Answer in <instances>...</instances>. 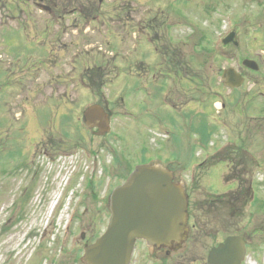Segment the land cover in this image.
I'll use <instances>...</instances> for the list:
<instances>
[{"label":"rangeland","instance_id":"obj_1","mask_svg":"<svg viewBox=\"0 0 264 264\" xmlns=\"http://www.w3.org/2000/svg\"><path fill=\"white\" fill-rule=\"evenodd\" d=\"M2 1L5 0H0V3ZM110 1L115 0H108V2ZM158 1L163 2V0H129L128 11L124 14H129L134 18L129 19L127 34L123 35L121 30L116 27L117 23L107 18L103 28L98 31L99 33L88 31L86 35L81 33L80 36L70 39L75 42V46H78V50L81 51L80 53L76 52L78 54L75 57L78 67L72 69L71 65L67 64L69 54H66L62 55L64 56L62 68H67L63 72L67 76L64 77L66 80L72 77L73 73H79L83 77L82 80L85 81L82 82L78 97L81 100V109L91 101L99 103L100 97L95 98L94 90L96 89L95 85H101L102 83L100 90L107 97V107L112 112L110 132L103 136L92 137L90 145L85 142L87 144L85 149L90 147L92 153L98 154L101 164L96 168V164L94 165L93 162L90 164L82 163L83 160L80 167L75 168V171L80 169L84 174L95 175V178L101 176L102 185L95 187L94 190L97 192L96 195L99 199L94 200L90 194L91 189L89 187L85 189L84 184L80 181L79 185H76L73 190H64L66 193L65 205L61 204L60 201V205H57L59 209L54 211L50 217L49 204L52 203L53 205L56 201L60 194L59 187L62 182L63 185L65 184L66 178L64 177H68L65 168V171L61 172L59 170L60 166L47 164L46 159L40 157L39 159L43 164L42 169L35 176L31 177L34 167H31L32 170L18 169L17 173L9 175V173H13L15 167L13 166L15 159H9V162L7 161L3 165L6 171L0 176V264H73L70 254L64 251L73 252L71 248L76 243L73 250L81 254L80 233L83 231L85 237L92 239L104 228L107 211L105 203L101 205V188L103 184L104 188L107 186L106 189L111 188L117 182V179L111 175V177L108 176V173L104 171L103 164H108L109 161L112 162V154L116 153L120 155V158L124 155L128 160L124 167L128 169L132 165V161L135 163L142 159L141 156L136 154V151L139 153V148H144L143 154L148 151L146 156H151L155 150L164 147L166 149L161 151L159 156L162 159L171 160L170 155H175L178 147L183 150L182 157L185 158L188 139L190 138L189 140L192 143L197 142V145L201 142L200 135H197L196 132H194L196 135L192 134L189 129L186 131V128H191L192 124H196V127L199 128L201 118L203 119L204 116L213 115L211 118H215L219 115L218 108L220 105L217 104L219 102L216 100V103L214 102L212 106V101L215 98L210 96L213 92H218L222 88L220 85V70L222 68L234 66L242 70L240 64L242 58L254 59L258 61L257 63L260 66L258 73L246 72L248 80L243 88L235 91L222 90L223 96L226 95L229 98L232 96L229 101L232 100L233 102L235 98L238 99L235 109L230 103H226V109L222 116L230 114V116L235 115L245 120V115H249L248 112L251 113L250 111L255 112L257 116L259 114L264 115V108L258 111L260 101H264V97L260 98L261 91H264V60H260V57L255 55L256 52H259L260 45L256 47L251 42L254 33L245 35V32L255 30L253 24L248 21H242V25L241 22L238 24L240 31V34L237 35L239 48L236 49L229 44L222 45L219 41L220 34L224 35L225 31L228 32L232 27L233 14H231V11L232 8L235 9L236 7V0H172L165 1L166 3L163 5L158 4ZM217 5H222L223 10H227L231 5L228 14L223 15L222 9L216 7ZM6 6L8 8L9 4H6ZM118 8H120V4L115 3V10L108 13L106 10L111 8L106 9L105 6H101L96 9L95 13L102 14L105 11L104 15H113V21H115V16L120 14ZM204 8L209 13L203 14L201 10H204ZM210 8L213 9L209 11ZM10 15L11 13L5 6L0 7V20H9L8 16ZM87 15L89 14L84 13L81 19L85 21ZM153 16L163 18L161 21L169 23L170 27L166 35L167 42H164L163 38L160 37L155 45L146 46L144 53L146 62L139 65L137 60L141 57L142 51L141 48H137V44L141 37L133 34L137 30V24L134 20L139 17L146 22L152 21L154 23V19H150ZM243 23L248 25L245 26ZM69 24H72V22L64 20L61 28L55 26L53 29L60 32L63 30L68 31L67 26ZM81 24L83 27V21L80 22ZM92 25L101 26L100 23ZM244 26L246 27L245 30L240 29ZM45 28L48 29V27ZM33 29L40 32L39 27ZM162 30L161 27L159 32L161 33ZM72 32L70 30L69 34ZM83 36H88V38L85 39ZM124 36H128V48L125 51L123 48ZM52 40L59 41L56 37ZM246 41L249 45H252L249 54L245 53ZM107 42H110V44H107ZM113 47L116 51L111 52ZM98 48H102V51H98ZM211 48H213V52L209 51ZM11 50L18 51V45H13ZM69 51L72 52V50ZM116 52H119V54H116ZM261 58L263 59L264 55ZM60 72L62 73V70ZM3 75L7 79L13 73L7 68L4 70ZM94 75L100 77V83L95 84L87 81L89 76L95 77ZM149 79H151L152 84L157 86V92L162 88L165 90L167 83H169L165 95L154 96L156 89L151 86ZM66 80H62L63 83ZM171 80L174 82H171ZM71 89H74V87L72 86ZM73 94L75 93L70 90L69 95L63 96L65 105L72 102ZM5 95L8 96V93H5ZM23 95L21 93V99L25 100ZM59 100H62V98L60 97ZM224 100L227 101L228 99L225 98ZM103 103L101 102L102 105ZM253 108L255 109L253 110ZM142 111L145 112V115ZM170 118L172 122L167 121ZM261 120L262 118L256 117V125H259ZM155 122H157L156 126H165L164 128L168 131V134H161L160 129L157 131ZM85 134L84 137L90 142L89 136L91 135L87 132ZM222 136L220 131L216 134L213 133L210 142H221L223 141ZM249 139L253 144L249 151L251 154L264 152L262 146L259 145L261 141L255 130L254 134L249 135ZM17 141L18 138H16V143H18ZM24 141L26 145H31L33 142L31 137H24ZM101 144H103V147ZM22 151L26 153V149L23 148ZM193 152L196 157L200 154L197 149ZM260 157L262 155L258 158ZM233 158L236 159L235 156ZM145 159L150 158L145 157ZM250 160L251 165L253 163L254 166H257L252 159ZM256 161L260 163L258 159ZM239 164L235 166L232 160H228L227 170L231 169L230 175L227 174V170L224 172L226 178L223 179L226 182L232 180L231 176L235 174V169L250 166L245 165L243 161ZM49 169L50 173H48ZM73 169L74 167L71 169L72 172ZM172 169H175L177 173H183L182 178H184L183 181L186 184L189 180L184 176L192 175V171H194L195 181H193V184L195 186L188 183L187 188L190 192V207L192 210L196 206L194 203L203 198L202 193L205 191L201 187L202 173L200 168H195L191 164L186 168H179L177 165ZM116 172L117 170L114 174ZM125 172L124 170L123 174ZM240 176L238 177L240 178ZM177 178H180V174H177ZM253 178L255 177L253 176L252 180ZM95 182L97 183L96 180ZM205 184L218 192H223L229 188L222 182L219 169L211 172V176ZM256 190L260 193V188ZM227 192L225 196L229 194ZM68 202H71L72 211H67L65 208ZM245 208L246 206L244 207L245 211H243L245 215L235 216L224 212L226 214L225 221L228 222L226 223L228 230L225 228L226 233L239 230L248 234L251 237V242H249L251 244V252H249L251 263L264 264V211H254L252 206ZM83 211L85 213L81 217L80 213ZM247 212L251 213L246 214ZM72 216L73 219H71ZM223 227H225V224H223ZM66 230L69 231L67 237L64 236ZM210 240V237H205L202 238V241L197 240V242L206 247L211 244ZM184 264H187V262ZM188 264H192V261Z\"/></svg>","mask_w":264,"mask_h":264},{"label":"water","instance_id":"obj_2","mask_svg":"<svg viewBox=\"0 0 264 264\" xmlns=\"http://www.w3.org/2000/svg\"><path fill=\"white\" fill-rule=\"evenodd\" d=\"M111 218L105 234L85 251L87 264H126L134 238L143 236L152 228L156 218L169 216L164 229L151 236L162 240L170 233L181 231L185 211V199L180 186L172 183L171 176L161 167L140 166L128 182L113 191L109 199ZM161 219V220H162ZM163 219V223H164ZM237 244L229 239L213 252L224 253L225 264H237L233 250ZM224 250V251H222ZM233 257V258H232ZM232 259V260H231Z\"/></svg>","mask_w":264,"mask_h":264},{"label":"flooded vegetation","instance_id":"obj_3","mask_svg":"<svg viewBox=\"0 0 264 264\" xmlns=\"http://www.w3.org/2000/svg\"><path fill=\"white\" fill-rule=\"evenodd\" d=\"M31 2L33 8L36 7L37 0H31ZM43 6L45 9L44 12L46 14L36 15L34 14L33 10L30 9V13L28 15L31 20H34V22H42L45 24V27L50 26L49 30L39 32V38L42 39V42L39 44L38 49L41 50V53L35 56L37 64L33 66L34 61H32L30 67L27 69V72L29 74V77H27V82L30 84H34V82L39 81L38 78L42 74L44 65L48 63L50 64L47 70H54L59 66L62 59L61 53L68 52L71 46L75 47V42L70 39L72 37L74 38V34L79 35L80 33V22L82 21V16L81 4L78 0H43ZM250 6L252 7V9L248 12L246 17L249 21L253 22V24L255 25L254 27L258 29L259 33L261 35H264V0H252V4ZM64 20L72 22V24H69L67 26L69 30H63L62 32L57 30L55 31L53 27L56 26L57 28H61L62 22ZM70 30L73 31L71 34H69ZM55 37L59 41H53L52 38L54 39ZM72 62L75 61L72 60ZM77 76L78 77L76 80L74 79L72 82L65 81V83H63L62 81L65 80V78H60L59 73H51L50 80L46 78L47 87H52L53 95L51 96V99L54 103L56 102V104L61 105L62 108H64L65 106H67L68 108H74L77 101V97H75V94L72 95V102L67 103V105H65L63 101V96L69 95L70 90L75 93V88H80V74L77 73ZM16 80L19 82L23 81L21 80V78H18ZM60 81L62 85L60 84ZM72 86L74 87V89H71ZM60 97L62 98V100H59ZM221 122L223 124H226L225 121ZM252 145V141L240 144L239 146L241 147V149H243L241 153L244 154L247 150H251ZM221 150H225V148L223 147ZM205 205L206 206L204 207L203 214H208L205 215L206 218L209 219L210 217L214 216L218 220L217 224L219 226L217 232L215 233L216 236L223 234V228L221 224H219V222H221L222 220V214L224 212L223 201L217 200V202L214 204L213 202L208 201ZM191 238L192 237L189 238L190 242ZM139 244L140 264H176V255L172 253V250L155 248L150 249L143 241H140Z\"/></svg>","mask_w":264,"mask_h":264}]
</instances>
